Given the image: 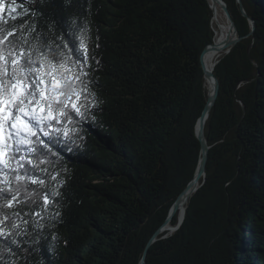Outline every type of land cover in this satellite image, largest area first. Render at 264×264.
<instances>
[{"label": "trees", "instance_id": "16d2710c", "mask_svg": "<svg viewBox=\"0 0 264 264\" xmlns=\"http://www.w3.org/2000/svg\"><path fill=\"white\" fill-rule=\"evenodd\" d=\"M242 1L256 28L250 35L239 1L225 0L244 38L214 66L220 91L206 125V175L183 223L159 235L147 264H264V0ZM37 8L49 38L53 20L63 27L75 18L86 27L97 106L70 138L53 143L55 165L45 167L57 180L37 173L52 186L65 183L59 207L41 213L45 227L30 228L38 250L20 255L29 264H140L201 158L202 52L217 39L212 3L0 0V29L30 25L24 9ZM179 218L178 210L171 224ZM0 257V264H24L6 250Z\"/></svg>", "mask_w": 264, "mask_h": 264}, {"label": "snow or ice", "instance_id": "6c2138e0", "mask_svg": "<svg viewBox=\"0 0 264 264\" xmlns=\"http://www.w3.org/2000/svg\"><path fill=\"white\" fill-rule=\"evenodd\" d=\"M24 14L30 16V25L0 29V250L29 264L27 255L20 254L30 255L38 250L30 245L39 243L32 239L30 228L45 227L41 213L49 205L59 207L55 198L62 196L59 187L65 183L57 181L52 186L37 173L57 180L45 167L55 165L50 158L56 155L53 143H61V136L70 138L76 123L97 105L89 78L86 27L75 18L63 27L53 20L48 25L49 38L39 30L43 13L38 8L24 9ZM29 183L44 191L29 189ZM40 199L41 211H33ZM60 215L57 210L51 218Z\"/></svg>", "mask_w": 264, "mask_h": 264}, {"label": "water", "instance_id": "95a60500", "mask_svg": "<svg viewBox=\"0 0 264 264\" xmlns=\"http://www.w3.org/2000/svg\"><path fill=\"white\" fill-rule=\"evenodd\" d=\"M213 1L215 3H219L222 12H224V14L226 15V17L230 23L231 34L229 36H226L224 41L216 42L213 45L206 47L204 49V51L202 52V67H203V71H204V77H205L206 83L209 82V85H207L208 86V100H207L206 106H205L202 114L200 115V117L197 121V126H196L197 136H198L200 143H201V158H200L198 168H197V171L195 173L193 180L187 185L186 189L181 193V195L174 202V204L170 210L168 218L166 219L164 224L154 233V235L152 236V238L148 242V245L146 247V250L144 252V255H143V258H142V261L140 264H147L146 257H147V253H148L149 248L157 240V238L159 237V235L161 233H163L164 231H167L165 226L169 222H171L176 211H178L179 207L183 204L182 201L184 199L188 201V199L197 191L200 184H199L198 188H196L194 190V193L190 197H188V192L191 190V188L194 185L199 183V180L201 179V177H204L206 175V166H207V162H208V158H209V151H210V145H209L207 137H206V125H207L209 115H210L213 107L216 105L217 97H218L219 91H220L219 81H218V79L215 76L214 71H213L214 68L212 70H210L207 66L206 55L209 51L213 50V51H216L219 53H223L222 56H224L225 54L230 53L232 51V49L244 38V36L239 35L238 27H237L232 15H231L230 11H229L228 5L225 2V0H213ZM238 1L241 5V8L243 10L244 15L247 17V19L250 21V23L252 25V32L250 33V35H254V30L256 28V22L248 14V12H247L244 4H243V1L242 0H238ZM212 8H213L214 13H215V6L213 4H212ZM214 16H215V14H214ZM243 107L245 108L244 105H243ZM185 216H186V208H185L183 214L179 218V224L174 226V228H173L174 231H176L181 226V224L183 223V221L185 219Z\"/></svg>", "mask_w": 264, "mask_h": 264}, {"label": "bare ground", "instance_id": "6f19581e", "mask_svg": "<svg viewBox=\"0 0 264 264\" xmlns=\"http://www.w3.org/2000/svg\"><path fill=\"white\" fill-rule=\"evenodd\" d=\"M212 2V4L215 6V16H214V20H213V26L216 30V34H217V39L216 42H222L225 40L226 36H229L231 34V30H230V23L227 19V17H224L221 7L219 5V3H215L213 0H210ZM223 53H219L216 51H209L206 55V63L207 66L210 70H212L216 64V60H218ZM207 85H209V82H207ZM201 180H199V183L194 185L191 190L188 192V197H190L193 193L194 190L196 188H198L199 184ZM183 204L179 207V216H181L186 208V204H187V200H183L182 201ZM169 225H172L171 222L168 223ZM167 224V225H168ZM167 225L165 226V228L167 229ZM174 230V229H173ZM173 232V231H172Z\"/></svg>", "mask_w": 264, "mask_h": 264}, {"label": "rangeland", "instance_id": "374dc122", "mask_svg": "<svg viewBox=\"0 0 264 264\" xmlns=\"http://www.w3.org/2000/svg\"><path fill=\"white\" fill-rule=\"evenodd\" d=\"M222 13H223V12H222ZM223 15H224V17H226V15H225L224 13H223ZM218 60H219V59H218ZM218 60H216L215 62L217 63ZM173 228H174V225H169V224H168L166 230L169 231V232H172V231L174 232Z\"/></svg>", "mask_w": 264, "mask_h": 264}]
</instances>
